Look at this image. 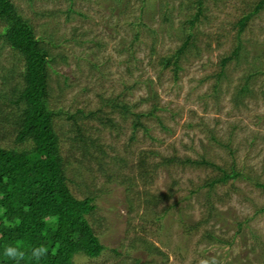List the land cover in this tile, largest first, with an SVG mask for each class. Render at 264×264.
Instances as JSON below:
<instances>
[{
    "label": "rangeland",
    "instance_id": "obj_1",
    "mask_svg": "<svg viewBox=\"0 0 264 264\" xmlns=\"http://www.w3.org/2000/svg\"><path fill=\"white\" fill-rule=\"evenodd\" d=\"M12 1L37 37L49 42V105L58 112L55 130L62 153L78 163L75 167L96 196L98 209L90 221L106 248L96 259L78 255L75 264H135L136 259L139 264H264V190L239 178L194 193L222 172H243L264 183V9L242 34L250 65L231 62L216 77L221 59L236 43L235 24L259 0H205V18L195 29L198 49L186 53L177 79L172 67L162 69L161 59L183 45L190 13L186 4L195 0H145V6L142 0ZM2 43L0 76L22 64ZM247 69L263 74L252 81L254 96L238 109L231 97ZM217 81L222 91L214 96ZM151 96L160 110L143 117L144 127L134 132L135 116L124 118L114 105L125 103L132 113H147L154 101L145 100ZM18 112L15 105L0 112L1 146H13L15 128L4 123L1 113L13 123ZM90 112L97 114L90 117ZM68 115H75L85 137L99 145L87 159ZM203 160L221 170L194 164ZM71 188L84 198L83 188ZM170 188L174 196L152 207L153 214L146 212L143 193ZM165 209L168 215L156 220ZM180 219L204 224L185 236ZM208 231L224 242L204 241ZM137 237L166 256L134 251L131 242Z\"/></svg>",
    "mask_w": 264,
    "mask_h": 264
},
{
    "label": "trees",
    "instance_id": "obj_2",
    "mask_svg": "<svg viewBox=\"0 0 264 264\" xmlns=\"http://www.w3.org/2000/svg\"><path fill=\"white\" fill-rule=\"evenodd\" d=\"M142 1L145 6L146 1ZM144 6L141 7L142 12ZM186 7L190 13L184 21L186 28L184 43L173 55L161 59L162 69L172 67L176 79L182 69L181 61L186 53L198 49L196 46L198 32H195V29L202 23L206 11L205 0H195L191 5L186 4ZM263 9L264 0H259L253 9L239 17L235 24L238 28L236 43L231 52L220 61V71L216 74L219 79L225 74L231 62H236L237 65L242 63L250 65L242 34L247 29L249 21ZM68 12H73V8L70 7ZM166 19L170 20L168 17ZM140 24L144 25L142 22ZM0 26V42L10 47L22 63L20 67L15 65L7 69L0 76V112L7 105H15L19 110L13 123L9 120L8 114L1 113L4 123L12 124L15 128L12 130L13 146L0 145V264H75L78 255L96 259L106 248L90 221L98 205L95 193L90 189L91 186L86 184V176L82 169L75 167L78 163L73 165L64 157L60 136L55 130L58 112L52 110L49 105V67L53 61L47 47L49 42L46 43L45 39L37 37L33 25L23 17L12 0H0ZM138 38L139 34L136 35L137 40ZM245 72L241 79L242 83L236 87L231 97L234 107L238 109L245 106L247 98L251 99L254 96L252 81L263 74V71L253 69H247ZM220 83L217 81L212 88L214 96L222 91ZM151 97L145 100L154 101L151 111L147 113H132L131 107L125 103L114 105L121 109L124 118L129 114L135 116L132 127L134 132L144 127L143 117L155 116L160 110L154 97ZM96 114L90 112L88 116ZM68 118L74 121L78 133L77 140L84 145L83 158L87 159L91 149H98L99 145L85 137L81 126L75 121L77 118L75 115H68ZM108 123L109 127L114 128L112 120ZM103 125L107 126V123ZM212 139L217 142L215 136ZM144 155L145 153L142 154V162L145 161ZM84 162L79 161L80 164ZM194 164L208 165L221 170L214 163L205 160ZM239 178L248 179L254 182L256 187L264 190V183L252 180L243 172L235 171L233 174L222 172L221 176L207 181L194 193L200 192L203 188H208L211 192L219 185ZM121 183V186H126L125 183ZM72 185L79 189L83 188L81 190L84 198H78L73 193ZM127 186L126 191L130 192L132 184ZM143 195L146 197L142 206H145L146 212L153 214V211L149 210L171 199L174 191L172 188L168 189L167 193L154 194L145 191ZM168 212L165 209L157 215L156 220L161 222ZM180 223L185 236L197 232L204 224L201 221L191 224L183 219H180ZM203 238L204 241L224 242L211 231L206 232ZM131 243L134 251L142 248L148 256L156 259L166 256L162 249L147 239L137 237ZM41 246L45 247L47 252L43 257L36 259L33 252ZM7 247L17 248L23 252V258L16 259L4 255V249ZM113 251L117 253V249ZM134 263L139 264L140 259H136Z\"/></svg>",
    "mask_w": 264,
    "mask_h": 264
},
{
    "label": "clouds",
    "instance_id": "obj_3",
    "mask_svg": "<svg viewBox=\"0 0 264 264\" xmlns=\"http://www.w3.org/2000/svg\"><path fill=\"white\" fill-rule=\"evenodd\" d=\"M47 252V249L43 246H41L40 248H37L34 250L33 252V256L36 259H39L41 257H43ZM4 255L8 256V257H16V259H22L24 256L23 252L18 251L17 248H13V247H7L4 249Z\"/></svg>",
    "mask_w": 264,
    "mask_h": 264
}]
</instances>
